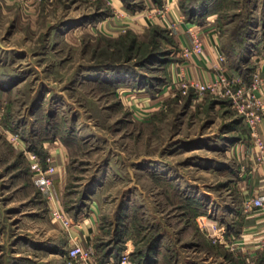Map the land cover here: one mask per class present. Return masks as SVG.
Segmentation results:
<instances>
[{"label": "rangeland", "instance_id": "374dc122", "mask_svg": "<svg viewBox=\"0 0 264 264\" xmlns=\"http://www.w3.org/2000/svg\"><path fill=\"white\" fill-rule=\"evenodd\" d=\"M164 3L0 0V264L65 261L67 230L51 217L30 163L36 153L46 166L54 145L67 159L64 185L54 178L52 185L67 216L82 222L87 234L81 245L93 258L120 249L109 260L126 255L129 264H247L241 251L214 242L198 222H215L226 232L240 225L242 213L235 211L243 201L239 205L233 195L239 164L230 145L245 139L248 129L230 98L173 85L154 96L151 89L105 82L118 70L153 88L166 78L181 52L175 34L149 21L138 29L123 22ZM211 3L206 22L213 18L221 48L248 26L249 60L234 69L252 71V57L264 53V0ZM112 17L119 22L106 34L99 23ZM149 49L155 57L142 64ZM113 64L124 67H105ZM15 134L18 144L10 137Z\"/></svg>", "mask_w": 264, "mask_h": 264}, {"label": "crops", "instance_id": "0c3cea01", "mask_svg": "<svg viewBox=\"0 0 264 264\" xmlns=\"http://www.w3.org/2000/svg\"><path fill=\"white\" fill-rule=\"evenodd\" d=\"M162 1L168 4L169 12L167 13V17L170 21L176 20L182 15L177 0ZM117 5L118 4L115 3V6ZM103 19L104 20L99 23V26L100 30L106 34L111 33L113 31L111 29H114V24L119 22L113 17ZM148 21L150 24H156L160 27L168 29L167 25L153 13V9L145 10L140 14L138 13V15H131L128 17V20L123 22H127L129 28L136 29L137 27L140 28L147 25ZM189 25H194V23L185 19L174 29L173 33L176 36L177 46L181 52L178 59L172 61L169 65V77L171 80H179L181 78L197 79L200 81L208 80L215 74L213 64L216 62L217 54L222 50L220 47V37L213 25V18H209L208 22L204 24L197 25L195 23L196 29L202 38L204 53H195L185 57L182 54V47L190 43V36L186 32V28ZM251 61H254L255 64L253 70L251 71L252 76L253 74L259 76L264 74V53L254 55ZM227 71L228 75L239 76L245 81L241 72H235L234 68H231L230 70L227 69ZM168 86V83L163 85L159 96H163L164 93L169 91L168 89L171 87ZM259 95L262 96V100L264 102V84L261 87ZM158 97H152L154 100L152 101L153 104H157V102H159V99H157ZM150 98L147 100L151 101ZM257 129L264 141V115L259 121ZM235 142L237 143L234 144ZM235 142L230 145V148L233 151L232 155L234 158L236 157L235 159L239 164L235 168L234 172L240 177V180L237 182L236 187H234L235 191L233 195L234 197H239L238 202L240 205L242 201L250 196H261L264 198V163L257 160L253 139L250 138L248 134H245V139L242 137V139H237ZM54 148L55 149H48L49 155L47 156V160H50V163H52L56 168L53 178L55 184L61 188L64 185L63 183L65 180L64 166L66 164L67 153L62 147L54 145ZM234 201H236V198ZM226 208L228 212V207L226 206ZM235 212H237V214L242 213L239 220L241 223L239 227L240 230L238 233L231 232L230 234L225 231L224 237L226 242L221 244L228 247H235V251H241V255H243L247 264H255L256 262L263 264L264 244L261 241L264 235V209L253 208L246 212L243 210ZM66 233L69 239V245L72 241H77L84 245L83 243L86 241L85 236L87 233H85L81 221L74 222Z\"/></svg>", "mask_w": 264, "mask_h": 264}, {"label": "built area", "instance_id": "2783aa9c", "mask_svg": "<svg viewBox=\"0 0 264 264\" xmlns=\"http://www.w3.org/2000/svg\"><path fill=\"white\" fill-rule=\"evenodd\" d=\"M169 12L168 4L164 3L160 8L153 9V13L160 18L170 32H174L175 27L184 20L181 15L176 20H169L167 13ZM186 32L190 36V43L182 47L183 56L191 54L204 53L203 42L200 33H198L195 23L186 28ZM225 54L219 52L216 56V62L213 64L215 74L208 80L197 79H179L177 82L173 79L168 83V87L177 86L183 92L187 91L189 87H193L199 94L205 92H218L230 98L232 105L236 107L237 111L243 115L248 129V135L253 139L256 157L259 162L264 163V141L258 132L257 125L264 115V102L262 96L259 95L262 85L264 84V74L261 76H252L251 82L247 83L239 76H230L226 74L227 67L225 65ZM15 143H19L18 135L10 136ZM31 169L34 172V179L40 192L45 196L49 202V213L54 217L60 225L69 230L73 224L72 219L67 216L62 209L60 202L57 199L53 184V174L56 168L47 160V165L43 166L36 153L30 156ZM264 209V198L261 196H250L243 201V211L249 209ZM199 225H204L211 230L210 236L214 242L225 243V229L215 222H207L203 218L199 221ZM264 244V235L261 241ZM63 264H129L126 255H123L119 262H114L113 259L99 262L93 258L90 249L84 248L81 243L72 241L65 249ZM264 264V263H263Z\"/></svg>", "mask_w": 264, "mask_h": 264}, {"label": "trees", "instance_id": "16d2710c", "mask_svg": "<svg viewBox=\"0 0 264 264\" xmlns=\"http://www.w3.org/2000/svg\"><path fill=\"white\" fill-rule=\"evenodd\" d=\"M160 2H162V0H159ZM211 0H190V5L188 6H183L182 4L179 6L181 7V9L183 10L186 20L196 23V24H204L207 20L208 15L210 14V5H211ZM203 5H206V7L202 8ZM102 15L104 16V13H102ZM98 16H100V14H98ZM247 29L248 26L247 25H243V27L241 29H239V31H241L240 35H236L234 40L232 39V41L227 42V44H224V46L222 47V50L228 55L229 58V64L237 69L238 71L240 70V68L242 67L241 63L242 61H248V58H245V52L248 50V47L246 46L248 44V42L245 40V33H247ZM154 50L153 49H149L148 52H146V54L144 55L143 59H142V64L148 62L149 60L154 59L155 55H154ZM117 66H121L124 67L123 65H117V64H113V65H107L105 66L106 68H116ZM120 71L118 70L117 73H115L114 75H111L107 80H105V82L107 83V85L112 86L113 88L115 86L118 85V83H130L132 84V86H139L138 88H144V91H147L149 89H151V92L153 94L151 95H156V93L161 90L163 88V85H165L167 82H169L171 79L169 77V71L166 70L165 72V76L166 78L164 80H159L156 84H155V88H153L151 83H145L143 84V82L137 78L135 73H131L130 75L127 74V72H123L121 73V75L119 73ZM251 72V70H247L243 75L244 79L249 81V73ZM128 75V76H127ZM52 129V128H51ZM53 138V135L51 133L50 135ZM51 138V140H52ZM54 139V138H53ZM61 141L63 143H65L66 145L69 142V138L67 139V136L64 137L62 136ZM36 147V146H34ZM37 152L41 153L42 157H44L45 155L42 154V152H40L38 150V148H34ZM78 214V213H77ZM80 221V219L78 218V216H75L73 222H78ZM236 223V222H235ZM237 224H240V222H238ZM238 227H228L229 231L228 234H230L231 232L234 233H238L240 228ZM157 239H160V236L158 235ZM115 252V250H112ZM111 252H104L102 257L99 259L100 262L103 261H108L109 257L112 255ZM120 253V249L116 250L115 254H113L114 256H118ZM255 264H259V262H256Z\"/></svg>", "mask_w": 264, "mask_h": 264}]
</instances>
